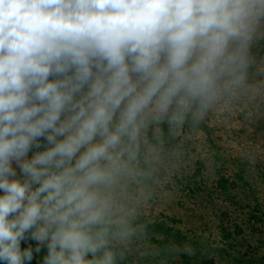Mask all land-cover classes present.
Returning a JSON list of instances; mask_svg holds the SVG:
<instances>
[{
    "label": "clouds",
    "instance_id": "1",
    "mask_svg": "<svg viewBox=\"0 0 264 264\" xmlns=\"http://www.w3.org/2000/svg\"><path fill=\"white\" fill-rule=\"evenodd\" d=\"M259 40L264 0H0V264H124L165 132L246 89Z\"/></svg>",
    "mask_w": 264,
    "mask_h": 264
},
{
    "label": "rangeland",
    "instance_id": "2",
    "mask_svg": "<svg viewBox=\"0 0 264 264\" xmlns=\"http://www.w3.org/2000/svg\"><path fill=\"white\" fill-rule=\"evenodd\" d=\"M252 65L255 72L248 76L247 88L236 98L209 111L198 124L184 126L180 133L188 144V153L179 155L175 151L176 155L161 168L158 183L141 208L140 217L179 227L199 243L200 254L194 264H264V58ZM214 155L227 175L235 177L241 172L244 184L238 190L225 194L216 187ZM198 161H204L207 167L204 189L192 196L183 187V180ZM236 199L240 206L235 204ZM254 208L261 221L256 230L247 222ZM224 210L244 229L232 240L222 235ZM141 246L136 244L135 250L140 252ZM155 263L169 264L158 258Z\"/></svg>",
    "mask_w": 264,
    "mask_h": 264
},
{
    "label": "trees",
    "instance_id": "3",
    "mask_svg": "<svg viewBox=\"0 0 264 264\" xmlns=\"http://www.w3.org/2000/svg\"><path fill=\"white\" fill-rule=\"evenodd\" d=\"M252 55L254 61L262 57L264 58V40H259L255 44ZM254 72L252 65L249 68L248 76ZM180 132L175 135H168L165 132V147H169L171 151H177L179 155H186L189 151L188 144L183 141ZM213 166L217 177L216 187L225 194L232 190H238L240 185L244 184V178L241 172L236 173L235 177L227 175L224 172V167L215 155ZM206 170V163L204 161H198L193 170L184 176L183 187H185L189 195L194 196L204 189V172ZM229 200L232 201V199ZM235 204L240 206V202L237 199ZM255 208L257 209V207ZM255 208L253 211L250 209L251 214H249L250 217L247 219V222L252 229L256 230L257 224L261 221H259L260 217L258 216V212L254 213ZM221 216V220H225V226H223V221L221 226L222 235L225 238L232 240L233 235L242 234L244 229L241 225L229 218V212L227 210L221 212ZM139 219L140 223L144 225L143 232L135 239L124 264H157L155 263L156 258L169 264H194L197 255L199 256L200 254L198 242L192 241L179 227L169 225L165 221H153L142 216ZM146 241L150 244L152 243V245L146 246ZM231 242L228 245L232 247ZM138 243L144 245L141 246L140 252L135 250V245ZM29 244L35 247L36 242L28 239L26 242H22L21 247H27ZM46 251V248H42L40 253H34L31 264H38L46 254ZM152 255H154L153 261L150 260L153 257Z\"/></svg>",
    "mask_w": 264,
    "mask_h": 264
}]
</instances>
